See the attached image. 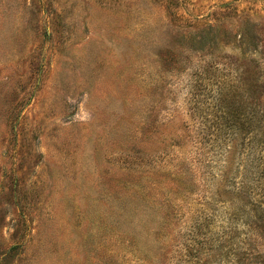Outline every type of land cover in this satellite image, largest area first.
I'll use <instances>...</instances> for the list:
<instances>
[{
	"label": "rangeland",
	"instance_id": "obj_1",
	"mask_svg": "<svg viewBox=\"0 0 264 264\" xmlns=\"http://www.w3.org/2000/svg\"><path fill=\"white\" fill-rule=\"evenodd\" d=\"M262 133L264 0H0V264H264Z\"/></svg>",
	"mask_w": 264,
	"mask_h": 264
},
{
	"label": "trees",
	"instance_id": "obj_2",
	"mask_svg": "<svg viewBox=\"0 0 264 264\" xmlns=\"http://www.w3.org/2000/svg\"><path fill=\"white\" fill-rule=\"evenodd\" d=\"M261 112H258L257 114H260ZM258 119H260V115H258ZM257 149L259 151L260 157H264V133H262L259 138L257 139Z\"/></svg>",
	"mask_w": 264,
	"mask_h": 264
}]
</instances>
